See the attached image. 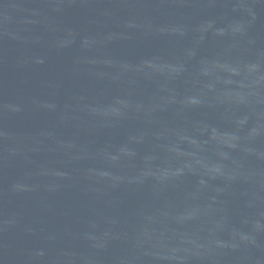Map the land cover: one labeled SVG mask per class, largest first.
<instances>
[{"label": "water", "instance_id": "1", "mask_svg": "<svg viewBox=\"0 0 264 264\" xmlns=\"http://www.w3.org/2000/svg\"><path fill=\"white\" fill-rule=\"evenodd\" d=\"M0 264H264V0H0Z\"/></svg>", "mask_w": 264, "mask_h": 264}]
</instances>
